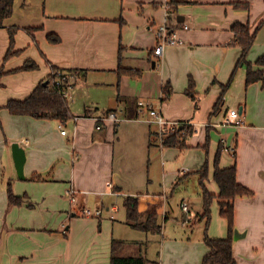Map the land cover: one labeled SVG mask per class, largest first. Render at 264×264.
I'll list each match as a JSON object with an SVG mask.
<instances>
[{
  "label": "crops",
  "instance_id": "crops-1",
  "mask_svg": "<svg viewBox=\"0 0 264 264\" xmlns=\"http://www.w3.org/2000/svg\"><path fill=\"white\" fill-rule=\"evenodd\" d=\"M178 1L170 11L171 0L14 1L13 14L0 29V69L6 73L0 78V107L28 98L54 65L73 71L68 99L74 118L63 126L54 119L15 116L0 109V264H111L112 242L120 240L116 236L122 229L117 203L127 197L138 198L141 214L157 211L163 227L157 235L164 239L178 234L163 233L169 219L178 215L174 196L181 198L179 225L194 228L203 213L196 172L208 159L206 185L218 195L213 174L222 143L220 167L234 165L231 149H236L238 182L254 192L235 203L236 230L245 235L235 240V260L264 264V80L247 85L248 67L237 69L242 48L233 44L232 32L236 22L248 23L254 31L264 20V0ZM167 20L183 43L167 46L158 58L156 34ZM12 27L18 29L15 50L20 53L5 61ZM49 34L58 35L61 42L51 43ZM263 58L264 25L247 60L253 70H264L258 63ZM27 60L39 69L8 73ZM191 81L194 97L188 93ZM166 86L173 94L165 101ZM140 101L179 122L180 129L193 127L189 147L164 148L149 112L139 111ZM218 103L221 110L213 114ZM232 110L243 116V126L223 125ZM112 112L118 113L119 122L108 118ZM208 128L207 156L203 147ZM15 143L26 152L25 179L16 170ZM10 185L24 199L20 206H9ZM85 208L103 213L88 218L82 213ZM212 213L209 236L226 238L228 223L216 201ZM125 219L127 224V212ZM186 235L165 243L163 264L203 263L209 251L205 232L196 241ZM130 253L134 251L127 244L122 254L137 256ZM145 253L156 261L149 246Z\"/></svg>",
  "mask_w": 264,
  "mask_h": 264
},
{
  "label": "trees",
  "instance_id": "trees-1",
  "mask_svg": "<svg viewBox=\"0 0 264 264\" xmlns=\"http://www.w3.org/2000/svg\"><path fill=\"white\" fill-rule=\"evenodd\" d=\"M15 0H0V29L4 28L5 21L13 14ZM178 0H171L170 6L172 10L178 6ZM235 6H247L243 3H236ZM264 25V20L260 22L258 27L253 31L248 23L236 22L232 25V32L234 33L233 44L242 48V56L237 64V69L246 65L247 71V85L264 80V71L253 70L252 64L247 60L248 54L254 46L256 36L259 30ZM10 47L6 54L5 61L18 55L20 51L15 50V36L18 29L15 27L9 28ZM34 30H29L33 32ZM48 39L51 43L58 44L61 39L58 35L49 34ZM259 64L264 65V58L258 61ZM39 69V66L33 60H27L24 65L8 73H19L24 71H32ZM51 74L49 77L42 81L33 93L25 100H10L4 107L12 115L15 116H30L37 119H54L59 121L63 126H66L73 118L70 109L69 99L64 96L67 86H69V77L73 71L60 69L54 65L51 66ZM4 69H0V78L5 75ZM60 82L61 85H57ZM194 83L191 81L188 89L189 95L194 97L193 94ZM230 84L224 87V93L229 89ZM164 100H168L173 91L168 87L163 88ZM223 102V98H221ZM221 110V104L218 103L214 108V113ZM195 130L193 127L186 126L183 129H178L170 133L164 138L162 146L164 148L177 147L186 148L188 139L193 136ZM211 128H208L207 141L204 145V150L209 155V146L211 144ZM225 147L223 143L219 146L215 157V169L213 179L219 187L218 195H214L207 188L206 182L209 177V161L207 159L205 165L199 174V184L201 190V198L203 200V213L200 216V222L205 223V237L204 242L209 248L208 253L203 258L202 264H238L234 257V244H235V203L238 198L252 197L254 192L243 186L238 182L237 174V153L236 149L233 153L235 159L234 165L227 168L220 167L221 155ZM37 176V175H36ZM34 177V179H41V176ZM9 206H20L23 203V198L18 197L13 193L12 186L8 188ZM217 202L220 208V216L225 218L228 223L229 234L226 238L214 239L208 234V229L212 221V206ZM123 206L127 212V223L132 228L137 230L150 232L152 234H161L162 226L159 222V215L157 211L147 214H141L138 208V198L127 197L124 200ZM125 242L120 240H113L111 264H160L157 260L150 261L146 253L140 251L137 256H126L122 254Z\"/></svg>",
  "mask_w": 264,
  "mask_h": 264
},
{
  "label": "built area",
  "instance_id": "built-area-1",
  "mask_svg": "<svg viewBox=\"0 0 264 264\" xmlns=\"http://www.w3.org/2000/svg\"><path fill=\"white\" fill-rule=\"evenodd\" d=\"M167 8H169L170 11L171 6L169 5L167 6ZM170 16H171V12H168L167 13L168 19ZM184 29H189V26L185 25ZM156 36H157V46L155 48L154 54L158 58H161L163 56V51L167 46H175L183 43L182 39H180L179 37L178 31H175V29L172 28L168 20L158 28ZM57 85H61L60 82H58ZM70 90L71 88L67 86L64 93V96L66 98L70 97ZM138 109L140 112L146 110L151 115L152 117L151 122L158 126V134L161 144H163L164 138L167 137L170 133H173L176 130L180 129L181 124L179 122L167 120L164 117V115L161 113V111L156 110L150 103L140 101L138 103ZM108 118L116 122L120 121L117 112L110 113L108 115ZM244 124H245V120L243 116L236 110L230 111L225 117L223 123L225 127H230V126L241 127ZM62 134L63 135L67 134L66 129L64 128L62 129ZM234 152L235 149H231L232 155ZM69 194L71 195L72 201L75 202L76 201L75 192L71 189L69 191ZM114 210L118 211V208L114 207ZM183 210L188 213L189 210L187 205H183ZM82 213L85 217L91 218V217H101L103 211L102 209L93 211L91 209L85 208L83 209Z\"/></svg>",
  "mask_w": 264,
  "mask_h": 264
},
{
  "label": "rangeland",
  "instance_id": "rangeland-1",
  "mask_svg": "<svg viewBox=\"0 0 264 264\" xmlns=\"http://www.w3.org/2000/svg\"><path fill=\"white\" fill-rule=\"evenodd\" d=\"M264 71V70H262ZM228 106L224 107V113L227 110ZM230 127H235V126H230ZM190 191L192 190V187H189ZM190 196H194V194L192 192H190ZM202 201V200H201ZM200 202V200H199ZM181 204V198H179L178 196H174V199L172 201V206L174 207L175 212L178 214L176 217H171L169 219V226L168 228L164 227V236L166 235H172L174 233H178L176 234L177 237H173V239L178 240V236L180 234H182L183 236H185L186 232L188 235L186 236H190L191 238H193L194 241H196L199 238L200 234H203L205 232V223L204 222H200V218L196 217L197 214L196 212L195 217H196V222L194 223L193 227L194 228H190L188 230V228H182V226H180L179 224H181V219H182V209L180 207ZM117 206L120 209V214L117 215V220L118 221V225H119V229L122 227V229L119 230V234L121 236H116L118 238H120V241L123 240V242H125V245H129L131 246V249H133L134 253H130V254H134V255H138L140 253V251H142L143 253L147 250V246H149V255L151 258H154L155 260H157L160 264H163V251L165 248V243L167 241H172L173 239H164L162 238V236L160 235H151L146 233L145 231H141V230H137V229H132L131 226L129 225V223H125V217H126V210L123 206L122 201H120L119 203H117ZM176 218V219H175ZM223 218V217H222ZM177 219L178 220L177 222ZM212 219H213V213H212ZM225 220V218H223ZM193 221V220H192ZM120 222L125 223V225L120 224ZM176 222L178 224H176ZM185 229V230H184ZM192 232H194L193 235ZM180 233V234H179ZM149 239V242L152 241L153 239L158 240V242L156 244H154V242H150L148 245H146L147 240Z\"/></svg>",
  "mask_w": 264,
  "mask_h": 264
},
{
  "label": "water",
  "instance_id": "water-1",
  "mask_svg": "<svg viewBox=\"0 0 264 264\" xmlns=\"http://www.w3.org/2000/svg\"><path fill=\"white\" fill-rule=\"evenodd\" d=\"M242 110L243 109L241 108L240 113H242ZM12 150L18 176L20 179H25V164L27 160L26 152L18 143L13 144ZM243 236L245 235L240 234L239 231L236 230L234 239L239 240Z\"/></svg>",
  "mask_w": 264,
  "mask_h": 264
}]
</instances>
